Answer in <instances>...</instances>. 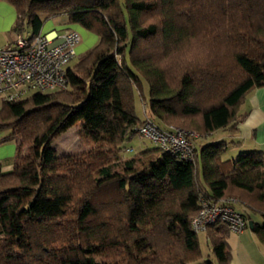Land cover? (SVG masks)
<instances>
[{
  "label": "trees",
  "instance_id": "16d2710c",
  "mask_svg": "<svg viewBox=\"0 0 264 264\" xmlns=\"http://www.w3.org/2000/svg\"><path fill=\"white\" fill-rule=\"evenodd\" d=\"M0 1L15 32L34 37L64 16L97 36L66 67L65 89L2 99L0 142L15 151L0 172V264H226L228 224L206 227L215 260H203L191 219L201 200L232 196L264 244L253 221L264 217L263 154L223 159L225 140L200 141L234 130L247 93L264 85V0ZM78 118L99 145L57 155L53 138ZM146 119L198 132L191 157L158 146L121 156Z\"/></svg>",
  "mask_w": 264,
  "mask_h": 264
},
{
  "label": "built area",
  "instance_id": "2783aa9c",
  "mask_svg": "<svg viewBox=\"0 0 264 264\" xmlns=\"http://www.w3.org/2000/svg\"><path fill=\"white\" fill-rule=\"evenodd\" d=\"M57 37L49 33H39L34 37L16 32L14 39L0 47V96L4 100H17L30 91L49 92L65 89L68 85L66 67L75 57V48L80 40L79 33L67 29L60 40L51 44ZM30 92V93H31ZM136 134L152 141L156 146L183 160L191 157L193 131H185L176 126L158 128L150 120L135 128ZM234 199L219 201L201 200L198 212L191 219L192 230L196 233L218 221L226 222L231 231L241 233L246 229L247 220L243 212L248 211L239 205L237 210L231 204Z\"/></svg>",
  "mask_w": 264,
  "mask_h": 264
},
{
  "label": "crops",
  "instance_id": "0c3cea01",
  "mask_svg": "<svg viewBox=\"0 0 264 264\" xmlns=\"http://www.w3.org/2000/svg\"><path fill=\"white\" fill-rule=\"evenodd\" d=\"M15 18L16 13L13 6L0 1V47L11 42L12 39L5 36L4 32L12 29ZM61 18H57V20L54 18L55 22L51 19L47 20L41 29L42 33H49L50 36L53 33L57 35L51 44L58 42L60 35L70 27L76 28L84 38L87 37V31L77 25H69L66 17ZM80 41L76 47L80 45ZM79 50H81V46ZM238 114L239 118L234 130H217L202 138L201 143H208L209 141L206 139H210V142L225 140L227 142L226 150L230 152V157H222L223 159L235 158L234 156L244 151L257 150L263 154L264 162V85L247 93L239 107ZM5 136H0V140ZM14 151L15 143L13 141L0 142V172L10 170ZM253 221L258 225L264 223L262 217L257 213L253 217ZM226 249L230 254V259L226 264H264V244L250 227L241 233L230 230L226 238Z\"/></svg>",
  "mask_w": 264,
  "mask_h": 264
},
{
  "label": "rangeland",
  "instance_id": "374dc122",
  "mask_svg": "<svg viewBox=\"0 0 264 264\" xmlns=\"http://www.w3.org/2000/svg\"><path fill=\"white\" fill-rule=\"evenodd\" d=\"M5 2V1H4ZM7 3V2H6ZM9 4V3H7ZM10 5V4H9ZM62 18L64 16H61ZM59 17H55V19L57 20V18H61ZM61 18V19H62ZM54 18H51V20H54L53 22H55ZM59 20V19H58ZM45 24V23H44ZM44 26V25H43ZM22 34L24 36H29V30L26 28L24 30H21ZM15 30L12 29L9 31L4 32L5 36H8L10 39H14L15 37ZM87 37L84 38L83 35L80 33L81 35V41H80V45H78V47L75 48V52L76 55H79L80 53L86 51L88 48L92 47L96 42H97V36L94 33L91 32H87ZM11 40V41H12ZM10 43V42H9ZM8 44V43H6ZM81 46V50H79V47ZM75 62V59L72 60L69 64L72 65ZM31 92V91H30ZM25 94L24 97L29 96L31 93ZM142 93L144 94V98L147 100L148 97V85L144 84L143 85V89H142ZM142 98H140V96L138 95V93L135 94V112L136 115L139 117V119H144L145 115H144V103L141 100ZM1 102H2V97L0 96V106H1ZM144 109V110H143ZM83 123L84 120L81 118L76 119L73 123H71V125L69 127H67V129L60 133L59 135L55 136L52 140L51 143V147L55 150L57 155H64V154H69V153H75V152H80L82 150H86L89 148H92L94 146L99 145L95 138L86 130L83 129ZM180 128V127H179ZM196 135H199L198 132L193 131ZM9 130H0V136H4V135H8ZM195 135V137H196ZM207 141H211L210 139H206ZM125 145L128 147H125L121 150V156L123 157H130L131 155L144 150L146 148H153L156 147V145L152 142L149 141L147 139L142 138L139 135H135L130 141H127L125 143ZM234 155V154H232ZM122 157V158H123ZM222 157L224 158H229L230 157V152L228 150H226L223 154ZM236 157V156H234ZM122 160H120V162H118L113 170L115 172L121 171L123 168V163ZM231 199L236 200L237 202H239V200L236 197H228ZM238 206V204L236 205ZM263 221H264V217L261 216ZM198 239H199V245H200V249L203 255V260H215L214 258V254L211 252V245L208 243L205 231L202 232H198Z\"/></svg>",
  "mask_w": 264,
  "mask_h": 264
},
{
  "label": "water",
  "instance_id": "95a60500",
  "mask_svg": "<svg viewBox=\"0 0 264 264\" xmlns=\"http://www.w3.org/2000/svg\"><path fill=\"white\" fill-rule=\"evenodd\" d=\"M248 225H249L250 228L253 227V226H252L253 224H252V221H251V220L248 221Z\"/></svg>",
  "mask_w": 264,
  "mask_h": 264
}]
</instances>
